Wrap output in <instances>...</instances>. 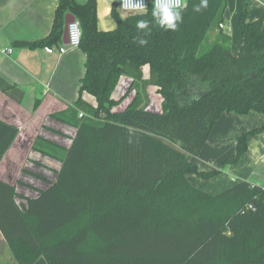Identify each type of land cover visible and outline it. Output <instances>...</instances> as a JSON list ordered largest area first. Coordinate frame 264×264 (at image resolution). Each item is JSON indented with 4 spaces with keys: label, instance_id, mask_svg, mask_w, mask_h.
Instances as JSON below:
<instances>
[{
    "label": "trees",
    "instance_id": "trees-1",
    "mask_svg": "<svg viewBox=\"0 0 264 264\" xmlns=\"http://www.w3.org/2000/svg\"><path fill=\"white\" fill-rule=\"evenodd\" d=\"M185 0L175 31L161 28L153 7L97 27L96 0H59L49 34L28 41L44 46L58 38L63 13L80 22L85 54L80 94L52 116L75 128L69 146L37 135L32 148L60 162L56 177L36 196L16 200L14 185L0 179V233L17 264H264V187L240 180L218 193L195 187L188 173L208 178L191 161L224 112L264 116V12L237 25L238 53L224 24L227 0ZM139 20L149 22L145 35ZM148 43L140 46V36ZM149 74L143 77L142 67ZM132 79V100L121 111L111 96L119 78ZM148 85L157 87L160 110L148 108ZM0 90L20 103L23 90L0 76ZM128 91V90H127ZM82 113V116H79ZM236 137V160L247 137ZM18 127L0 120V160ZM2 264V263H0Z\"/></svg>",
    "mask_w": 264,
    "mask_h": 264
},
{
    "label": "crops",
    "instance_id": "crops-1",
    "mask_svg": "<svg viewBox=\"0 0 264 264\" xmlns=\"http://www.w3.org/2000/svg\"><path fill=\"white\" fill-rule=\"evenodd\" d=\"M58 1L0 0V76L7 82L16 84L24 93L21 102L17 103L0 90V120L18 127L17 137L1 158L0 164L4 163L8 155L12 157L18 155V150L14 149L19 140L21 144L30 140L31 149L36 152L32 148V142L37 135H43L39 132L40 128H58L64 133L75 134L74 127L54 118L52 114L72 105L79 97L80 78L84 73V52L78 46L66 47L63 53H59L58 48L67 45L63 43L64 22L56 41L36 47L24 44L43 39L49 34ZM246 3L245 21L251 22L264 12V0H247ZM113 4L119 11L118 0H96L97 27L100 30H111L115 27L111 15ZM243 8L244 0H227L224 12L226 22L223 27L231 34V51L234 55L238 53L242 40L237 20ZM67 14L71 13L68 11L63 13L64 21ZM71 15L77 19L74 14ZM120 15L125 17L127 14ZM2 48H11L12 52L4 54L1 52ZM142 72L143 77L147 78L148 65H143ZM131 84L130 77L122 75L119 78L111 94L114 100H119L112 108L113 111L127 101L126 93L130 94L133 91L135 94L134 88L129 89ZM146 91L150 99L149 108H152L155 102L160 104L161 96L156 86L148 85ZM80 96L87 103L96 105V99L92 94L83 91ZM129 102L122 104L121 110ZM159 108L153 110L159 111ZM263 124L264 116L255 111L247 114L222 113L199 153L191 157L199 171L215 174L203 178L195 173H188L186 176L189 181L195 187L214 194L238 182L226 176L234 173L232 176H237L240 180H248L252 184L264 187V129L249 135L246 150L233 160L236 137ZM50 139L58 140L51 137ZM0 179L3 180L1 177ZM3 181L8 182L5 179ZM0 240L8 249L9 246L1 233ZM41 259L42 257L35 264Z\"/></svg>",
    "mask_w": 264,
    "mask_h": 264
},
{
    "label": "rangeland",
    "instance_id": "rangeland-1",
    "mask_svg": "<svg viewBox=\"0 0 264 264\" xmlns=\"http://www.w3.org/2000/svg\"><path fill=\"white\" fill-rule=\"evenodd\" d=\"M127 101L129 102L134 97V92H129L125 94L127 96ZM154 97V95H153ZM114 108L115 111H121L122 104ZM149 108L150 110L157 109L160 104L154 103ZM114 107V106H113ZM111 107V109L113 108ZM160 110V108H159ZM63 128V127H62ZM40 128L39 132H42L43 137L48 139L56 138L55 142L63 145L69 146L71 143V138L74 133L67 134L58 128ZM66 129V128H63ZM71 130V129H69ZM53 140V139H50ZM54 141V140H53ZM15 151L18 150V155L12 157L8 155L4 163L0 164V177L7 180L11 185H14L19 196L16 200L18 202H24L25 197H32L38 194V191L47 187L48 183L53 181L56 177V172L60 167V162L53 158L51 155L44 154L41 152H33L30 145V140L23 141L21 144L20 140L16 143ZM234 173L226 175L230 180L231 177L235 181H239L240 178L237 176H232ZM242 179V178H241ZM5 243L0 240V263L2 264H17L15 255L12 253L10 248L5 247ZM45 263L46 261L42 258ZM38 261L36 264H43L42 261ZM47 264V263H46Z\"/></svg>",
    "mask_w": 264,
    "mask_h": 264
},
{
    "label": "clouds",
    "instance_id": "clouds-1",
    "mask_svg": "<svg viewBox=\"0 0 264 264\" xmlns=\"http://www.w3.org/2000/svg\"><path fill=\"white\" fill-rule=\"evenodd\" d=\"M124 6L128 7V0H124ZM135 8L143 7V0H136L132 5ZM208 6V0H201L200 4L195 7L196 12H200L202 8ZM184 7L182 0H153L152 17L155 22L165 30L175 31L178 28V23L182 22V8ZM137 29L143 30L145 35L150 31L149 22L146 20H139L136 23ZM140 46L148 43L145 36H140L137 40Z\"/></svg>",
    "mask_w": 264,
    "mask_h": 264
},
{
    "label": "built area",
    "instance_id": "built-area-1",
    "mask_svg": "<svg viewBox=\"0 0 264 264\" xmlns=\"http://www.w3.org/2000/svg\"><path fill=\"white\" fill-rule=\"evenodd\" d=\"M136 0H128L129 6H124V0H118V9L119 12L123 14H130V13H137L145 11L149 4L153 7V0H143V7L142 8H135L134 5ZM183 5L185 4V0H182ZM220 27H223L222 24H219ZM67 34H68V42L66 46H61L58 48L59 53H63L66 50V47H78L81 42V25L79 20L75 19L74 21L68 23L67 27ZM1 52L4 54H9L12 52L11 48L1 49ZM79 116H82V113H79Z\"/></svg>",
    "mask_w": 264,
    "mask_h": 264
},
{
    "label": "water",
    "instance_id": "water-1",
    "mask_svg": "<svg viewBox=\"0 0 264 264\" xmlns=\"http://www.w3.org/2000/svg\"><path fill=\"white\" fill-rule=\"evenodd\" d=\"M75 20V17L71 14H67L65 16V21H64V40L63 43H67L68 42V34H67V27H68V23L72 22Z\"/></svg>",
    "mask_w": 264,
    "mask_h": 264
}]
</instances>
